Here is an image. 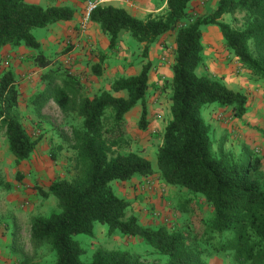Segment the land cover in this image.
<instances>
[{"label":"trees","instance_id":"obj_1","mask_svg":"<svg viewBox=\"0 0 264 264\" xmlns=\"http://www.w3.org/2000/svg\"><path fill=\"white\" fill-rule=\"evenodd\" d=\"M188 1L166 0V12L145 19L122 7L98 6L91 12L90 21L108 36L109 47L123 32L139 43L152 44L159 35L175 31L171 118L157 147L156 165L166 184L201 196L209 205L208 219L193 203L190 205L203 237L193 233L187 240L180 231L142 225L136 213L128 212L130 201L119 197L110 185L114 180L126 181L153 173L147 158L134 151H120L126 144L124 116L137 103L141 104L139 128L147 126L144 98L149 87L150 62L136 74L114 79L109 91L92 96L83 93L75 75L57 67L42 75L46 89L34 97L35 113L41 116L42 100L51 92L52 97H48L81 122L71 130L76 173L69 180L55 179L40 191L44 197L56 199L57 210L31 218L33 249L40 243L49 244L55 252L54 264H135L129 252L101 246L90 261L81 259L84 250L75 236H92L95 222L106 224L108 232L141 238L166 257L165 264H205L197 241L208 242L223 233L226 240L218 243L217 250L232 251L235 259L247 264H264V156H237L222 144L215 150L209 125L201 115L205 106L214 103L230 107L233 116L241 118L246 111V95L197 72L203 61L201 26L214 24L238 62L264 79V0H218L213 12L202 17L188 14ZM225 14L230 15V22L221 20ZM73 15L74 9L67 5L0 0V50L7 45L37 50L40 42L32 33L33 28L70 20ZM31 60L39 68L51 64V59L41 52L33 54ZM53 82L56 85L49 90ZM17 102L14 75L4 71L0 75V122L5 125L14 162L20 164L29 157L36 141L20 122ZM19 264L34 263L24 258Z\"/></svg>","mask_w":264,"mask_h":264},{"label":"rangeland","instance_id":"obj_2","mask_svg":"<svg viewBox=\"0 0 264 264\" xmlns=\"http://www.w3.org/2000/svg\"><path fill=\"white\" fill-rule=\"evenodd\" d=\"M164 1H158L159 7L163 5ZM166 10L167 7L165 6L157 12L144 15L140 19H145L149 15L163 14ZM188 14L196 16L193 13L188 12ZM82 16L83 14L80 15L81 20H83ZM221 20L230 22L231 17L229 14H225L221 17ZM88 23L81 37L79 34L72 36L62 26L53 27V25H56L54 23L46 27L33 28L32 33L40 42L39 49L27 48L26 51H30L27 53L21 45L0 53V75L4 71L13 73L18 90L17 109L20 122L30 137L36 141L29 157L20 164H16L8 148L5 125L0 122V182L7 183L0 184V196L6 192L12 197L19 192L31 190L30 194L38 203L37 207L34 208L35 211L33 208L24 209L22 204L21 206L18 205L17 210L22 213L20 218L10 211L12 209L3 215L0 214V223L2 222L8 226L6 227L7 233L0 231V248H3L5 252V254L0 255L1 264H19L24 258L30 259L34 264H54L56 256L49 244L40 243L36 249H33L30 237L31 218L37 215L48 216L56 211V199L52 196L44 197L40 191L47 189L53 180H69L76 173L75 152L71 148V130L73 127L78 126L81 120L71 113L62 111L51 98V92L47 93L42 100L41 116L35 113L34 97L46 89V82L42 78L43 73L48 69L57 67L61 71L67 70L75 75L81 83L83 93L92 96L103 90L109 91L114 79L138 73L147 61L151 65L150 74L152 67H155L161 54L157 53L158 56L156 55L150 61L151 44L139 43L125 32L120 34L113 47H109V44L106 45L105 43L106 39L108 41V36L100 28L97 30L96 26L90 21ZM79 29L81 33V28ZM87 31L88 34H86ZM91 32L95 37L94 42L90 37ZM162 46L166 51L160 56V60L171 68L175 48L173 49L172 46L166 43ZM221 48L224 52L225 50L228 52L225 58L227 63H230L233 58L231 56L232 52L226 48L225 44ZM161 51L163 52V50ZM37 52H41L51 59V64L47 68H39L33 64L32 55ZM201 69L205 68L201 67ZM96 71L99 72L98 75ZM201 73L216 78V75H212L207 69ZM169 84L170 82L168 84L166 81L164 84L161 82L165 92H167L166 89ZM55 85V82H53L49 90H53ZM259 88L264 91V79L259 82ZM49 95L51 97H48ZM261 102L264 106L263 99L262 101L260 99ZM138 113L131 108L124 116L126 144L120 149L122 152L142 150V144L139 140L146 134L143 135L141 131L145 129L139 128L140 114ZM259 115L257 120L252 122L250 128L253 129H251L253 133L261 135L264 133V110L259 112ZM216 119L230 129L233 128V123L236 122L231 109L217 113ZM110 123L108 121L107 125ZM242 126L245 127V123ZM153 133L155 134L152 137V143L156 145L155 143L159 140V132L156 130ZM229 134L233 135L234 133L231 131ZM217 145L214 144L215 150ZM248 150L250 151L248 154L262 155L264 144H256ZM152 151H154L153 148ZM151 154L152 165L156 167L155 151ZM147 177L151 178L138 183L139 186L142 183L149 182L147 190L142 189L143 191H139L138 186L137 188L134 187L133 192L135 194L133 200L130 201L131 205L128 212L136 213L138 221L142 225L164 226L169 231H180L187 237V240L192 237L193 233L201 234L203 231L200 226L198 227L199 224L196 218L192 217L194 212L191 210L190 205L193 203L197 210L208 219L211 215V209L204 199L201 196L188 193L184 188L166 184L159 176ZM153 208L159 211L157 217L149 214V211ZM32 213H35V215H32ZM139 217L141 220H139ZM19 219H21V223H19ZM202 235L204 234H201L199 238H202ZM75 239L84 250L81 259L85 262L91 260L92 253L99 246L127 251L135 264H165L166 262L164 255L147 245L141 238L123 235L117 231L108 232V226L104 223L95 222L93 224L92 236L78 234ZM225 240L226 234L223 233L216 234L214 239L208 242L197 241V246L202 251L204 263L247 264L242 259H235L232 251L217 250L218 243Z\"/></svg>","mask_w":264,"mask_h":264},{"label":"crops","instance_id":"obj_3","mask_svg":"<svg viewBox=\"0 0 264 264\" xmlns=\"http://www.w3.org/2000/svg\"><path fill=\"white\" fill-rule=\"evenodd\" d=\"M29 3H35L42 6L47 5H67L74 9V15L70 20L59 21L53 25L64 27L68 33L72 34V36H76L79 34L80 37L82 32L80 33V15L83 14L84 10V0H26ZM159 0H112L111 5L122 7L131 15L142 18L144 15H148L149 13L157 12L160 8L166 6V0L163 2V5L159 7ZM218 0H189L187 12L193 13L196 16L207 15L213 12L216 8ZM83 18V16H82ZM91 22V21H90ZM96 26L97 30L99 29L98 24L91 22ZM89 25V23H88ZM52 29V28H51ZM219 29V28H218ZM217 29V26L214 24H206L201 26V44H202V55L203 61L202 64L198 67L197 72L200 74L203 70L206 69L212 74L216 75V78L219 79L223 84H225L228 88L233 89L235 91L242 92L246 95V111L241 118H236V122L233 123V128L230 129L228 126L222 125L219 120L216 119V114L221 111L229 110L230 108L227 106H218L217 104H209L205 106L201 110V115L204 118L205 122L209 125L210 135L214 140V144L223 145V147L231 149L237 155L240 153L248 154L250 151L249 148H252L256 144H264V133L258 135L253 133V129L250 128L252 122L257 120L260 116L259 112H263L264 106L263 103H260V99L262 101L264 91L260 90L259 82L263 79L256 77L251 70L243 67L236 57L233 56L230 63H227V59L225 56L228 53L225 52L220 47H224L223 38L221 36L220 31ZM88 34V31L86 32ZM92 42H94L95 37L92 32L90 35ZM175 32H168L158 36L157 40L150 45V54L149 60L152 61L153 57H156L157 53L164 54L166 51L163 44H169L172 48H175ZM39 41V40H38ZM106 45L109 44L107 39L105 41ZM25 51L28 50L23 45L21 46ZM11 50L10 46H4L0 53L7 52ZM163 50V52L161 51ZM29 53L30 51H26ZM174 52V51H173ZM32 54V53H31ZM158 56V55H157ZM159 59L155 67L150 71L149 74V87L146 92L144 102L147 109V127L145 130H141L142 136L140 144H142V150H131L137 152L141 156L147 158L151 165V153L157 151V147L161 143V137L164 130L165 125L171 118L170 113V95L171 89L170 84L169 87L167 85V89L163 90V85L161 82L171 81L172 70L170 66ZM158 58V57H157ZM172 58V55H171ZM204 67L205 69H201ZM248 78V79H247ZM250 92V93H249ZM259 101V102H258ZM133 109H135L138 114L141 112V104L137 103ZM261 110V111H260ZM245 123V127L242 126ZM264 125V124H263ZM230 126V125H229ZM238 126V127H237ZM252 129V130H251ZM158 130L159 132V140L156 145L152 143V137H154L153 132ZM233 132V135H230L229 132ZM236 133V134H235ZM235 135V136H234ZM217 145V146H218ZM152 148L154 151H152ZM248 150V151H247ZM262 156H264V152H261ZM150 154V155H149ZM153 167V165H152ZM149 176H159V172L156 167H153V173ZM151 177L144 176H135L126 181H118L114 180L110 183L113 191L121 198H124L126 201L133 200L135 192H133L134 187L137 188L138 183L143 182L145 179ZM162 180V179H161ZM46 190V189H45ZM31 190H26L24 192H19L14 196H10L9 193H2L0 196V214L3 215L5 212L10 210L14 212L18 218L22 217V213L17 210L18 205H23L24 209H31L35 211V207H37L38 203L35 202L33 195L30 194ZM1 194V193H0ZM133 205V204H132ZM130 207V206H129ZM129 209V208H128ZM141 213V212H140ZM35 215V213H32ZM139 220L141 218L139 217ZM19 223H21V219H19ZM6 227L4 223H0V231H4L7 233ZM5 254L3 248H0V255ZM93 255V253H92ZM1 264V261H0Z\"/></svg>","mask_w":264,"mask_h":264},{"label":"built area","instance_id":"obj_4","mask_svg":"<svg viewBox=\"0 0 264 264\" xmlns=\"http://www.w3.org/2000/svg\"><path fill=\"white\" fill-rule=\"evenodd\" d=\"M111 2H112V0H84L83 20L81 21V24H80L81 31L84 32V30H86L87 23L90 21L91 12L96 7L111 5ZM149 184L150 183L147 182L146 184L142 183L141 185H139L138 186L139 191L147 190ZM149 214L151 216L157 217L159 214V211L157 209L153 208L149 211Z\"/></svg>","mask_w":264,"mask_h":264}]
</instances>
